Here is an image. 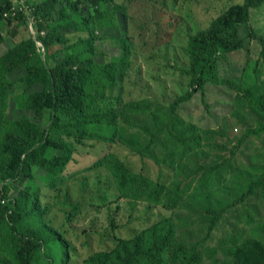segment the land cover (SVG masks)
<instances>
[{"label":"trees","instance_id":"1","mask_svg":"<svg viewBox=\"0 0 264 264\" xmlns=\"http://www.w3.org/2000/svg\"><path fill=\"white\" fill-rule=\"evenodd\" d=\"M25 1L28 16L18 10L12 17L14 0H0V25L18 21L19 26L29 29L27 18L31 16L36 32L34 37L30 33L0 57V264H200L204 254L214 255L215 250L207 247L206 242L225 213L254 195L264 198V150L254 157V177L234 200L207 206L206 234L189 244L186 213L193 203L209 198L214 182L211 177L222 164L202 165L188 172V158L203 152L210 144L209 137L217 132L187 123L178 109L197 92L204 95L207 84L226 83L219 76V62L241 50L245 39L259 40L264 57L263 35L252 26L245 36L239 35L240 25L250 22L251 10L261 7L264 0H243L220 14L209 27L189 37L185 53L190 88L169 105L148 99L124 103L120 96H108L132 65V44L124 32L117 39L122 52L100 62L95 58L96 42L100 39L99 31L118 27V16L124 12V6L114 0H100L92 11L83 13L82 0ZM69 31L84 35L72 41L67 36ZM37 40L45 47L44 56ZM18 72L21 75L18 81L25 86L21 93L15 94L14 75ZM37 85L40 89L32 91ZM13 94L23 111L16 119L5 114L7 101ZM112 100L118 105L108 103ZM244 102L264 119V90L258 92L254 86L237 90L235 105L240 107ZM121 123L130 129L141 127L143 133L131 134ZM262 134L264 122H258L256 128H246L238 144ZM67 138L78 144L95 140L125 146L141 160L164 163L172 175L155 182L142 173L131 174V168L121 159L112 158L113 155L107 162L118 180L121 199L146 198L177 213L129 239H120L113 249L93 252L80 260L70 251L72 245L63 232L46 220V209L40 204L42 188L56 189L73 159L75 147ZM156 148L161 150L162 160ZM236 149L237 146L231 152ZM35 170H41L42 174L37 177ZM197 174L201 179L196 183L193 179L185 180ZM18 183L21 188L16 196H11ZM247 216L249 222L251 213L247 212ZM72 218L73 212H68L66 221ZM258 227L251 228V234L237 239L234 245L264 243V237L256 234ZM236 249L228 250L227 255ZM259 263L264 264V248Z\"/></svg>","mask_w":264,"mask_h":264},{"label":"rangeland","instance_id":"2","mask_svg":"<svg viewBox=\"0 0 264 264\" xmlns=\"http://www.w3.org/2000/svg\"><path fill=\"white\" fill-rule=\"evenodd\" d=\"M124 6V12L118 16V27H109L99 31L100 39L96 42L95 58L102 62L117 57L121 52L118 38L124 36L132 44L131 61L120 85L108 92V96H120L122 102L148 99L169 105L172 100L184 94L189 88L190 78L188 57L185 53L189 37L206 29L211 22L233 5L243 0H114ZM100 0H82L80 9L83 13L92 11ZM25 0H14L11 16L18 10L28 7ZM28 20V18H27ZM26 20V21H27ZM18 21L0 25V57L14 45L30 35L29 29L19 26ZM252 26L264 36V3L250 12V22L241 24L239 35L245 36ZM80 32L69 31L67 36L75 41ZM34 37V35H32ZM43 44L42 41L37 40ZM262 45L257 39H245L241 50L230 53L219 62V76L225 84H207L204 95L197 92L191 100L180 105L178 114L189 124L201 129H212L217 133L208 139L203 152L188 158L189 170L194 171L202 165L220 163L222 166L211 177V191L208 199L193 203L186 213L188 218L187 241L193 244L206 233L209 214L208 205L227 204L235 199L240 189L254 177V157L264 150V134L251 136L238 144L246 128H256L264 119L247 107L235 105L236 92L245 87L254 86L258 92L264 90V57ZM43 56L44 50L40 49ZM47 53V52H46ZM20 73L14 75L16 84L14 93L18 94L25 84L19 82ZM40 85L32 88L38 91ZM31 91V90H30ZM10 95L6 106V117L19 118L23 111ZM118 105L116 101H111ZM237 114V115H235ZM125 128L126 124L121 123ZM140 128V129H139ZM132 132H142L141 127L126 128ZM143 133V132H142ZM75 147L73 159L63 173V179L56 189L42 188L40 204L46 209L45 218L51 226L62 231L70 241L74 253L80 260L91 253L110 250L116 247L120 239H129L152 224L169 217L177 211H169L160 204H153L144 198L134 201L121 199L119 183L107 162L110 155L119 158L131 168L133 173H142L153 181H163L172 175L164 163L156 164L151 159L141 160L132 155L125 146L111 145L101 141L89 140ZM236 151L231 152L236 147ZM223 147V148H222ZM162 160L159 148L155 149ZM187 162V161H186ZM162 175L159 177V171ZM41 170H35L38 177ZM201 175L185 179L196 183ZM21 184L13 189L11 196H16ZM7 202V201H6ZM73 212L71 221H66V214ZM247 212L251 213L248 221ZM259 226L256 234L264 237V198L254 195L243 204L229 209L219 221L206 246L215 250L214 255L204 254L200 264H260L264 243L257 242L251 246L234 245L250 235V229ZM240 231L239 235L237 234ZM180 234V229H178ZM242 233H244L242 235ZM237 247L231 254L227 251ZM201 250V248H199Z\"/></svg>","mask_w":264,"mask_h":264},{"label":"built area","instance_id":"3","mask_svg":"<svg viewBox=\"0 0 264 264\" xmlns=\"http://www.w3.org/2000/svg\"><path fill=\"white\" fill-rule=\"evenodd\" d=\"M33 23H34L33 18H32L31 16H29V17H28L29 31H30V33H31L32 35L35 36L36 32H35L34 29H33ZM42 35H44V33H42ZM37 45H38L39 49L42 50V48H43V50H44L43 44H41V43H39V42L37 41Z\"/></svg>","mask_w":264,"mask_h":264}]
</instances>
